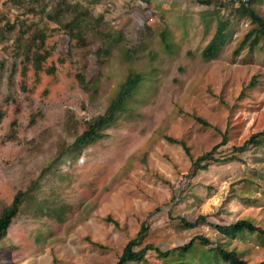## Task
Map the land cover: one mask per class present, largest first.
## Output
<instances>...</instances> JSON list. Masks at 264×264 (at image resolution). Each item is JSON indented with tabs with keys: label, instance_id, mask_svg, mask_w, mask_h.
Here are the masks:
<instances>
[{
	"label": "rangeland",
	"instance_id": "374dc122",
	"mask_svg": "<svg viewBox=\"0 0 264 264\" xmlns=\"http://www.w3.org/2000/svg\"><path fill=\"white\" fill-rule=\"evenodd\" d=\"M227 1L0 0V210L19 190L33 198L0 239V264H113L142 224L138 247L174 251L128 264H226L215 243L264 261V237L212 225L245 218L264 229V141L225 159L264 129V49L233 53L251 25ZM251 3L264 16V0ZM58 8L63 23L79 18L84 41L53 18ZM217 20L228 37L204 60ZM36 29L49 51L40 70L18 43ZM129 71L144 76L132 99L104 137L74 148ZM213 146L224 160L194 168ZM198 235L211 244L175 250Z\"/></svg>",
	"mask_w": 264,
	"mask_h": 264
},
{
	"label": "trees",
	"instance_id": "16d2710c",
	"mask_svg": "<svg viewBox=\"0 0 264 264\" xmlns=\"http://www.w3.org/2000/svg\"><path fill=\"white\" fill-rule=\"evenodd\" d=\"M149 1V0H147ZM201 4H211L212 0H196ZM252 0H238L237 6L234 7L235 14L238 18H246L249 20L251 27L242 36L241 40L238 42L233 53L237 54L244 47L249 49H254L256 47H261L264 49V16L260 14L255 7L252 6ZM232 0L226 3H231ZM232 4V3H231ZM63 12L58 8L57 12L53 14V18L57 20L58 24H62L65 27L66 34L72 39L77 38L79 41H84L82 38V32L80 24L78 23L79 18H70L66 22L60 20L63 16ZM7 27H13L12 25H7ZM119 35V34H118ZM120 36V35H119ZM228 34L226 29V22L224 20H217L215 29L211 34L210 39L205 43L200 51V55L204 60L214 58L220 51L221 47L227 40ZM46 39V32L42 29H36L31 32L26 38L23 36L18 37V43L22 42L24 58L27 61H31L32 66L35 70H40L42 62L45 60L49 51L45 49L44 42ZM83 39V40H82ZM23 40V41H22ZM78 80H80V85L84 87L83 76L81 74L77 75ZM144 76L141 72L129 71L125 79L120 83L117 92L109 100L107 106L105 107L103 113L94 116L85 121L84 130L76 136L73 142V147L76 149L90 145L100 138L104 137L105 129L109 128L117 119L119 113H121L126 107L129 100L132 99L133 94L136 89L141 85ZM254 84V80L250 82V85ZM200 123L204 125H209L208 122L202 118H196ZM225 136L223 139L225 140ZM165 139L170 143H176L183 147L186 154L189 155V148L185 142L181 139H177L170 136H165ZM223 140V141H224ZM264 141V129L256 133L251 134L247 139H245L240 145L234 146V151L236 153L225 158L226 160L237 159V154L245 151L249 147L257 146ZM217 146H213L206 152L196 156L192 160V166L194 168H201L208 162L223 161V159L214 156ZM28 198V201L32 200L31 196L27 195L26 191H17L12 199V201L4 206L0 210V239L5 235L7 228L9 227L12 218L17 214L20 209L21 204ZM202 219L203 216H201ZM185 227H192L193 222L187 221L185 218L181 220ZM217 232L227 238H234L236 234L248 232L256 233L260 237H264V229L256 225L253 221L245 218L237 219L229 224H212ZM147 228L144 224L141 225L136 235L129 239L123 246L121 253L119 254L117 260L113 264H128L133 262H142L148 251H154L158 257L166 258L171 255L174 250L162 251L158 247L152 244H145L142 247H138L140 238L146 233ZM199 243L205 246L211 244L207 237L198 235L191 238L186 244L175 249L179 252L187 251L192 248L195 243ZM213 257H218L226 264H249L246 261L239 258V254L235 250H227L220 243H215L213 247L210 248ZM163 264H191L188 262H166L163 260ZM252 264H264V261Z\"/></svg>",
	"mask_w": 264,
	"mask_h": 264
},
{
	"label": "built area",
	"instance_id": "2783aa9c",
	"mask_svg": "<svg viewBox=\"0 0 264 264\" xmlns=\"http://www.w3.org/2000/svg\"><path fill=\"white\" fill-rule=\"evenodd\" d=\"M242 1H245V0H242Z\"/></svg>",
	"mask_w": 264,
	"mask_h": 264
}]
</instances>
